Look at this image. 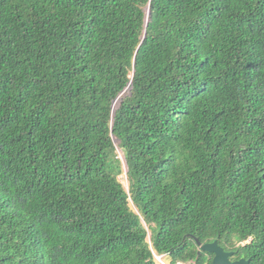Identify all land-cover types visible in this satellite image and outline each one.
<instances>
[{"label": "trees", "instance_id": "1", "mask_svg": "<svg viewBox=\"0 0 264 264\" xmlns=\"http://www.w3.org/2000/svg\"><path fill=\"white\" fill-rule=\"evenodd\" d=\"M197 238L264 264V0H0V264Z\"/></svg>", "mask_w": 264, "mask_h": 264}, {"label": "water", "instance_id": "2", "mask_svg": "<svg viewBox=\"0 0 264 264\" xmlns=\"http://www.w3.org/2000/svg\"><path fill=\"white\" fill-rule=\"evenodd\" d=\"M196 240L201 246V251L203 250L214 254L213 264H251L250 260L246 259L245 257L238 260H232L231 258L235 252L225 250V248L220 245L217 240L205 244H202L199 238Z\"/></svg>", "mask_w": 264, "mask_h": 264}, {"label": "rangeland", "instance_id": "3", "mask_svg": "<svg viewBox=\"0 0 264 264\" xmlns=\"http://www.w3.org/2000/svg\"><path fill=\"white\" fill-rule=\"evenodd\" d=\"M118 151V154H119V157L122 159V164H123V170L124 172L119 176L121 182L124 184L125 188L129 191L130 189V182H129V179H128V175H127V166H126V161H125V157H124V154L122 153V151L120 149L117 150ZM131 200V206L134 210H137V207L136 205L134 204V202ZM148 231H149V235H148V239L151 240V237H152V231L148 228ZM164 259L166 261L167 264H170L169 261H168V258L167 256H164ZM160 264H163L161 263L159 260H157ZM179 264H194V262L190 261V262H180Z\"/></svg>", "mask_w": 264, "mask_h": 264}, {"label": "built area", "instance_id": "4", "mask_svg": "<svg viewBox=\"0 0 264 264\" xmlns=\"http://www.w3.org/2000/svg\"><path fill=\"white\" fill-rule=\"evenodd\" d=\"M155 259L159 260L161 263L163 264H167L165 259H164V255H158L157 253H155ZM158 262V261H157ZM159 263V262H158ZM160 264V263H159Z\"/></svg>", "mask_w": 264, "mask_h": 264}]
</instances>
